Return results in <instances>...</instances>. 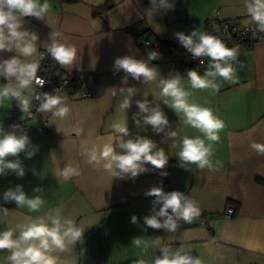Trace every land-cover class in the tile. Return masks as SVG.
<instances>
[{"label":"crops","instance_id":"crops-1","mask_svg":"<svg viewBox=\"0 0 264 264\" xmlns=\"http://www.w3.org/2000/svg\"><path fill=\"white\" fill-rule=\"evenodd\" d=\"M50 9L42 19L21 18V31L35 33L36 52L30 57L12 51H0V63L13 56L21 62L38 64L43 50H48L53 33L59 43L73 45L77 54L69 67L60 69L71 73H86L82 89L91 93L81 97L75 87L56 95L69 107L66 117L40 111L29 125L33 129L13 132L26 135L29 144L18 157L6 160L20 162L23 177L5 169L0 174V232L13 229L19 235L18 224H27L43 216L51 224L50 216L57 211L61 222L73 220L83 230V236L64 251L53 250L58 264H155L162 258L163 249L199 259L202 264H264V154H258L252 143L264 144V39L236 47L235 59L229 60L237 69L235 83L217 78L218 92L191 89L186 77L181 85L192 95L190 103L209 107L224 121L220 141L214 144L213 161L219 167L198 169L194 164H180L178 152L183 136H202L199 130L186 125L183 114L168 107L161 95L160 81L177 76L171 63H151L138 43L139 35L152 39L165 37L178 43L177 32L185 35L192 31L206 32V22L216 18L236 20L241 25L255 26L246 12V0H167L174 5L166 8L161 0H40ZM256 27V26H255ZM130 56L155 68L154 80L144 82L118 69L116 60ZM240 62L245 67L241 70ZM37 71V72H38ZM203 75V74H201ZM15 89L16 78L2 82ZM129 89L132 90L129 94ZM34 88L21 91V97H10L0 104V129L12 116L26 118L20 106ZM128 99L130 106L121 109ZM147 102L148 109L156 108L165 114L169 123L157 133L144 123L149 114L140 110L137 102ZM48 121L46 129L36 128L41 120ZM139 121V125H137ZM116 123L126 124L127 136L115 132ZM175 131L176 137L169 133ZM147 137L163 148L169 160L165 168L152 174V167L136 177L130 174L113 175L99 164L88 162V152L99 151L105 143H112L115 151L121 140ZM175 145V146H173ZM34 155L28 158L27 152ZM67 165L78 167L80 175L65 180L61 170ZM119 172V169H114ZM167 173V175H162ZM165 193L180 191L198 202L200 215L212 220L213 232L203 225H188L169 231L154 229L145 223V217L156 215L161 204L146 195L153 187ZM22 186L29 199L37 196L44 201L38 213L27 206L18 207L15 201L5 202L4 193ZM40 188L41 191H35ZM235 208L234 217H225L227 206ZM171 213V210H169ZM199 215V216H200ZM137 218L132 222V217ZM198 217V216H197ZM195 217L191 222L196 221ZM163 223L164 217H158ZM139 239V245L133 243ZM10 250H0V264H10Z\"/></svg>","mask_w":264,"mask_h":264},{"label":"clouds","instance_id":"clouds-1","mask_svg":"<svg viewBox=\"0 0 264 264\" xmlns=\"http://www.w3.org/2000/svg\"><path fill=\"white\" fill-rule=\"evenodd\" d=\"M161 4L166 8H172L174 5L168 4L167 0H161ZM246 12L251 21L254 22L259 31L264 32V0H246ZM50 9L48 3H40V0H0V51H12L13 46L19 56L30 57L36 52L35 42L38 36L35 33L21 31V18L35 17L42 19L43 15ZM59 33H53L52 43L48 47V53L51 58L63 67H69L73 64L77 50L73 45L59 43L55 37ZM184 48L192 55L194 59H200V65L205 61L202 57L209 59L207 70L201 75L195 68L187 72V80L191 89L211 90L218 92L220 84L217 78L223 81L235 83L238 79L237 69L229 63V60L235 59L237 55L236 48H229L219 37L207 32L192 31L185 35L182 32L175 34ZM149 60L158 59L157 52L149 54ZM118 69H123L133 78L140 80L143 77L144 82L154 80L157 72L155 68H150L142 60L134 59L130 56L118 58L116 60ZM245 67L244 62H240L241 70ZM38 64L35 62L24 63L17 56H13L0 63V75L5 79L16 78L17 87L10 88L7 85L0 87V104L10 97H21V91L35 84L43 87L45 81L37 76ZM161 95L168 98L165 103L178 115L183 114V120L186 125L199 130L202 136L189 137L183 136L180 141V151L178 158L180 164L184 167L186 164H194L198 169H212L219 167V161H213L214 144L220 141V131L224 128V121L213 113L209 107H204L196 103L189 102L191 91L186 90L180 82V77L174 76L160 81ZM132 90L129 89V94ZM37 99L40 96L37 95ZM141 111L149 114L144 118V123L151 125L157 133L163 131L169 121L165 114L157 106L148 109L147 102H137ZM21 110L28 112L29 100H20ZM130 101L125 99L120 108L127 109ZM39 111L52 112L54 116L66 117L69 114V107L64 103V99L59 95L49 93L43 94V102L39 106ZM139 125V121L136 122ZM115 132L121 136H127L129 130L126 124L116 123L112 126ZM175 131L170 132V137H176ZM29 144L26 135L17 136L14 133H8L0 136V174L4 170L11 169L16 172L18 177H23L24 169L19 160H6L8 156L18 157V154L24 151ZM175 146V145H173ZM251 147L258 153L264 154V144L252 143ZM119 148L123 151L117 153L112 143H105L97 151L93 148L88 152V162L99 164L104 161V168L113 172V175L130 174L136 177L141 172L147 171L146 164H150L155 169H163L168 163L169 157L165 154L163 148L157 149L155 142L147 137H137L136 139L121 140ZM34 152H27L28 158H31ZM114 169H119L115 172ZM61 175L65 180L73 176L80 175L78 167L67 165L61 170ZM167 175V173H162ZM35 191H41L40 188ZM146 195L154 196L155 203L161 204V208L156 215L145 217V223L154 229L161 227L169 231H175L177 221L183 220L190 223L195 217L200 215L198 202L193 198L186 196L180 191H170L165 193L161 187L151 188ZM5 202L15 201L18 207L27 206L29 212L38 213L44 204L41 197L29 199L22 186H17L15 190L9 189L4 193ZM171 210V213L169 212ZM158 217H164L163 223ZM51 224L43 216H37L27 224H18L19 235H15L13 229L0 232V250H10L7 260L10 264H58L57 257L51 255L53 250L64 251L67 244H74L83 236V230L76 227L74 221L69 219L61 222L59 213L50 216ZM137 218L132 217L135 223ZM133 243L139 245V239H134ZM257 249L264 252V247L257 246ZM162 258L155 260V264H202L199 259H193L188 255H180L178 252L170 254L167 248L163 249ZM143 264V261L140 262Z\"/></svg>","mask_w":264,"mask_h":264},{"label":"built area","instance_id":"built-area-1","mask_svg":"<svg viewBox=\"0 0 264 264\" xmlns=\"http://www.w3.org/2000/svg\"><path fill=\"white\" fill-rule=\"evenodd\" d=\"M225 21V20H222ZM258 29L251 25H241L236 20L225 21L222 26H215L207 31V33L219 37L224 41L227 47L236 48L249 43H253L256 37ZM142 42L146 47H153L154 52L158 53V59L149 60V56H146L147 60L151 63H171L174 66L180 64L182 61L198 60L194 59L192 55L187 51L173 50L171 52L164 53L159 47L158 40H152L147 38H139L138 42ZM40 63V70L37 72V76L42 77L45 81L43 87L33 83L30 85L34 88L33 93L30 96L29 109L26 118L22 120L10 119L0 129V136L14 132L16 130L31 131L33 127L29 125V121L33 118L40 117L39 106L43 102V94L49 93L56 95L60 92L70 91L72 87H75L80 92L81 97H89L91 93L82 89V84L87 80L88 75L86 73H64L60 74V65L51 58L48 50L41 51L38 57ZM155 61V62H154ZM4 76L0 75V81L4 82ZM37 95L40 99H37ZM48 127V121L42 119L36 128L46 129ZM225 217H234L235 208L232 205L226 207L224 211ZM184 223L183 220H181ZM202 225L209 227L212 226V222L202 221ZM181 227L180 223L177 225Z\"/></svg>","mask_w":264,"mask_h":264},{"label":"trees","instance_id":"trees-1","mask_svg":"<svg viewBox=\"0 0 264 264\" xmlns=\"http://www.w3.org/2000/svg\"><path fill=\"white\" fill-rule=\"evenodd\" d=\"M62 1L76 2L78 0H62ZM225 21H222V20H220L218 18H216L214 20L207 21L206 22V32L209 29L214 28L215 26H222ZM227 21H231V20H227ZM141 37L142 38H147V39H152L151 36H145L144 34L139 35L138 39L141 38ZM260 39H264V32L258 30L257 34H256V37L254 38V41L260 40ZM152 40H158L159 41L158 45H159L160 49L164 53L171 52L173 50L187 51V49L184 48L183 45H181L180 43H178V42H176L174 40L165 38V37L164 38L163 37H158V38L152 39ZM138 43H139L140 47L143 49L145 56H149V54L151 52H154L153 47H146L140 41ZM201 59H203L205 61V63L203 65H200V59L192 60V61H182L180 64H176L175 67H176V70H177V75L179 77H186L188 70L189 69H193V68H195L200 74H203L205 72V70H207V68H208L209 59L207 57H202ZM64 73H68V72H65L64 70L60 69V74H64ZM13 118L18 119L16 116H12V118H10V119H13ZM10 119H8L7 121H9ZM18 120H22V119H18ZM16 131H23V130H16ZM16 131H14V132H16ZM10 133H13V132H10ZM157 171H158V169H155V168L152 167V174H155ZM163 184H164V182L159 187L162 188ZM202 221L209 222V223L212 222L211 218H209L205 214H202V215L198 216L196 218V221H194V222H190V223H185L184 222V223H182L181 220H178L177 221V225L180 223L181 226H188V225L196 226V225H202ZM177 227H179V226H177ZM207 228H209L213 232V226H209Z\"/></svg>","mask_w":264,"mask_h":264}]
</instances>
